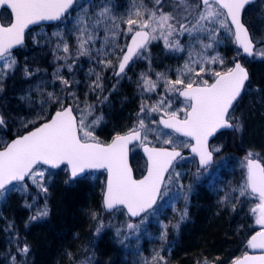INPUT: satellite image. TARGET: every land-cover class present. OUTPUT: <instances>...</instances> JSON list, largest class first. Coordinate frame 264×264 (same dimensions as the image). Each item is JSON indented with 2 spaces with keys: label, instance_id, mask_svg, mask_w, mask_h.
<instances>
[{
  "label": "snow or ice",
  "instance_id": "6c2138e0",
  "mask_svg": "<svg viewBox=\"0 0 264 264\" xmlns=\"http://www.w3.org/2000/svg\"><path fill=\"white\" fill-rule=\"evenodd\" d=\"M251 2L252 0H149V7L144 0H132V8L126 18H121L120 21L127 25L125 31L116 23L117 18L111 14V9L106 4L95 5L99 10L89 15L81 0H0V9H3L0 17L6 15L9 20L7 25L0 23V77L15 69L17 61L13 49L24 43L25 31L30 25L42 21H63L72 17L73 13H76V55L88 56L90 59L95 55L98 63L113 68L118 77L125 73L130 62L142 58L148 44L154 40L162 39L165 48L175 51H185L179 40V37L185 34L190 39L199 41V34L206 33L212 41L206 44L201 42L202 51L196 54L199 57L197 60L192 59L193 53L189 45V60L182 69L177 70V78H164L168 91L176 92L184 98L186 107L183 116H180V110H171L172 102L167 98L150 107L142 103L140 113L144 116L125 134H116L110 143L100 141L93 134V125L98 124L102 117H97L91 124L87 122L93 113V105L85 102V107L81 108L74 92L68 93L64 98L48 93V100L57 105L54 114L45 115L46 110L41 106L34 119L24 122V127L28 128L29 124L37 125L38 121L43 122L33 129H28L26 134L19 135L10 143H4L3 149L0 150V197L6 192L19 190L16 185L26 177L40 191L46 193L48 189L43 182L45 173L40 169L41 165L51 168L66 165L70 169L72 179L86 170L103 169L107 172L103 192L104 209L110 211L123 208L130 217H139L142 213L147 215L161 196L165 180L172 182V176L166 178L165 174L173 168V162L177 158H182L178 148H190L191 152L199 157L200 166L203 168L212 161L213 152L221 151V147L209 150V138L223 129L240 128L238 123H233L230 109L241 97L242 92L246 91L245 84L249 80V74L242 64L237 62L226 71H211L214 80L209 83L204 79V75L210 71L206 65L223 61L218 55L207 56L206 51L213 47V42H217L219 30L224 29L234 38L233 43L243 50V54L264 58V48L256 50L254 38L241 22L242 11ZM101 26L104 29L102 43L100 48L93 51L89 45L100 39L98 29ZM121 34L130 41L123 46L116 43ZM53 35L60 37L63 51L69 53V45L63 36L59 32ZM259 42H264V37L257 41ZM57 47H60V44ZM112 57H115V63ZM68 70H72L71 64H68ZM24 71L26 75H30L28 69ZM157 76L161 78L163 74L158 73ZM58 78L65 87H69L68 80ZM141 80L145 91L156 89L157 82L146 74H141ZM90 87L92 90H104L99 74H96V80ZM66 99H71L73 103L66 104ZM74 112H78L79 116L74 115ZM151 112H162L159 121H153L157 124L156 128L145 123ZM5 124V116L0 114V126ZM159 125L189 138V141L194 143H175L171 133H162ZM149 135H153L155 139H159L161 135L168 137L163 143L173 145L171 150L164 147H148L145 142L148 141ZM132 141L145 145L148 164L147 175L142 179H134L127 164L128 145ZM242 167L246 172L245 181L239 189L233 191H238L240 197H258L259 203L251 211L256 216L255 223L261 226V230L247 240V247L264 250V161L257 153L249 151L244 157ZM175 176L179 179L180 174L175 173ZM23 187L27 189L26 184ZM47 215L48 209L45 205L43 208H37L36 214L30 219L35 220ZM186 215L185 210L181 213V218ZM136 227L132 223L127 224L128 229ZM164 229L160 237L162 240L166 239L167 225H164ZM19 251L27 254V244ZM15 260L16 258L12 257L13 264ZM145 264H167V260L160 252H155L152 260H146ZM203 264H209V261L205 259ZM231 264H264V255L244 254L234 258Z\"/></svg>",
  "mask_w": 264,
  "mask_h": 264
},
{
  "label": "rangeland",
  "instance_id": "374dc122",
  "mask_svg": "<svg viewBox=\"0 0 264 264\" xmlns=\"http://www.w3.org/2000/svg\"><path fill=\"white\" fill-rule=\"evenodd\" d=\"M144 2L149 4V7L151 6L149 0H144ZM81 3L85 4L89 15L99 10L95 5H108L111 9V14L117 18L116 23L120 25L122 30L126 31L127 25L122 24L120 21L121 18H126L127 13L132 8V0H81ZM75 15L76 13H73L72 17L56 25L49 27L40 26L33 29L27 34L26 43L13 53L17 61L15 69L9 71L6 76L0 77V114H3L6 119V124L0 126V149L3 148L4 143L9 141L8 132H11L13 136L35 126L29 124L28 128H25L24 122L34 119L36 113L40 112L41 106L46 110L45 115L50 116L55 111L57 105L48 100L47 94L50 92L62 98L67 97L68 93L74 92L81 108L85 107V102L93 105V113L88 117L87 122L91 124L97 117H102L98 124L93 125V134L100 141H104V138L109 135L118 134L115 131L116 128L119 130V133L126 132L132 128L138 119L144 116L143 113H140L142 103L150 107L159 100L167 98L172 102L171 110H180V115L183 113L186 105L180 102L176 96V92L168 91L164 78L171 80L177 78V70L182 69L185 62L189 60V45H191L190 50L193 53L192 59H199L196 54L202 51L201 42L205 44L212 42L208 39L206 33L199 34V41L195 38L190 39L187 34L179 37L181 44L185 47V51H175L165 48L162 39L152 41L147 46L142 58L135 59L127 73L120 77V79L115 80L111 79L114 75V69L104 67V65L98 63V58L95 55L91 59L88 56L76 55L77 33ZM244 20L257 43V41L261 40L264 33V0H260L257 4L253 5L246 12ZM8 21V19H5V23ZM57 32L68 43L69 53L63 51L60 37L53 35V33ZM98 32L100 39H97L94 44L89 45L93 51L101 46L104 36L103 26L98 29ZM126 40L127 37L121 34L117 37L116 43L123 46ZM260 43H257V51L264 48V45L259 46ZM58 44H60V47H57ZM206 55L209 57L218 55L223 61V63L218 61L215 64L209 63L206 65L210 71L204 75V79L208 81H211L213 78L211 71L225 70V67H227L224 64L225 58L240 57L238 51L234 48L233 37L227 34L224 29L219 30L217 42H213V47L206 51ZM257 58L262 59L259 56H255L253 59ZM105 59L107 58L105 57ZM112 60L115 63V57H112ZM68 64L72 65L71 71L68 70ZM25 69H28L30 75L25 74ZM142 73L157 82V87L154 91L149 92L143 89ZM158 73L163 74V76L158 78ZM96 74L101 76V81L104 84L103 91L99 89L92 90L90 87L93 81L96 80ZM58 77L68 80L69 87H65ZM252 92V89L249 88L245 99L250 97ZM124 93L126 98L120 100ZM105 97L107 99H104ZM42 102L46 103L42 104ZM120 102L124 104V108L132 110L129 116L127 115V119L116 127L111 125L109 119L118 120L119 111L123 109V107H120ZM65 103L69 104L73 103V101L66 99ZM138 113H140L139 117ZM75 114L79 116L78 112H75ZM159 115H162V112L149 113L148 118L145 119V123L149 124L150 127L156 128L157 124L153 123V121H157V116ZM236 116H238L237 113L234 118L240 125V128L236 133H230V138L234 136L239 138L245 131L244 121L246 118L244 117L243 119L242 116L236 118ZM161 131L162 133H170L162 129ZM171 135L175 143L179 144L183 142L172 133ZM229 137L227 141L222 140L218 144H215V147H221V151L216 152L217 161L215 167H212L213 169L201 175L198 174L199 172L194 167L191 159L186 157L180 159L170 173L172 182L168 183L166 181L158 206L148 215L138 221H131L127 218L123 221V219L119 218L120 213H123V211L118 210L114 214L115 216L110 218V222L113 225L116 224L113 235L117 233L123 239V241H119V246L124 248L122 255L131 258L132 264H145L146 260L151 261L155 252H160L161 255L165 256L167 264L174 263L173 258L175 255L173 252L176 253V259L179 254L176 238L180 236V228L186 225L188 221L191 222L190 216L195 208L194 201L198 198L200 192H197L200 189L197 188L199 183L204 184L205 189H203L205 194L211 198L212 203L220 211L227 209L232 216L236 217V222H239L238 227L242 226L240 223L243 221L242 224L244 225L242 229L248 231L250 226L253 227L251 228L252 231L258 229L260 225L255 223L256 216L251 210L256 207L259 201L257 199L245 201L246 206L241 209V202L244 201L246 196L240 197L238 191H233V189H239L245 181L244 176L246 172L242 167L245 155L249 151H252L257 153L262 161H264V156L256 147L250 146L245 148L247 151L238 152L236 150L232 152ZM166 138L168 137L161 135L159 139H155L153 135H149L146 143L172 147L173 145L163 143V140ZM134 154L136 155L134 157L135 166L137 170H141L143 164L137 157L138 149H134ZM40 169L45 173L43 182L48 191L45 193L39 189V192L44 195L45 201L48 202L52 196L50 187L53 186V182L55 181L59 184L62 177L60 171L54 172L46 168ZM175 173L180 174L179 179L176 178ZM86 178L90 182L88 184L97 191L100 190L101 186H104V175L102 173H93ZM25 184L29 185L28 187L33 186L29 179L24 184L16 185L19 190L6 192L3 197H0V220L7 221V224L11 223V226L13 225V220L7 216L10 214L9 200L15 201L20 196H24L28 192L23 187ZM185 210L187 215L181 218V213ZM21 215L22 224H26V221H29V215L25 211ZM119 222H122L123 225H120L121 223L119 224ZM128 223H132L137 227L128 229ZM164 225H167V236L166 239L162 240L160 237L165 230ZM188 226L190 225L188 224ZM12 232L13 234L17 233L15 230ZM110 239V244H112L115 239L113 240L111 237ZM97 241V237L91 241L92 246L90 249H87L89 256L77 264H90L94 261L97 256V247L103 245H97ZM3 242L4 251H1L0 254V264H13L12 257L16 258L15 264H28V261L23 263L20 259L23 257V254L19 251L20 246L17 244L15 236L9 238L5 236ZM123 242L124 245L121 244ZM113 249L116 251L115 247ZM244 251L245 244L241 247L238 246L233 254H237L238 256L244 253ZM214 261L217 262L218 259L215 258Z\"/></svg>",
  "mask_w": 264,
  "mask_h": 264
},
{
  "label": "trees",
  "instance_id": "16d2710c",
  "mask_svg": "<svg viewBox=\"0 0 264 264\" xmlns=\"http://www.w3.org/2000/svg\"><path fill=\"white\" fill-rule=\"evenodd\" d=\"M263 45L261 42L259 46ZM247 61L251 77L248 87L253 92L250 97L240 101L237 112L238 116L246 118L245 131L239 138L229 137V142L232 152L247 151L245 148L250 146L256 147L264 156V58ZM125 98L124 93L120 100ZM120 107L123 109L119 111L118 120L109 119L111 125L116 127L127 119L132 110L124 108L122 102ZM115 131L119 133L117 128ZM7 135L12 138L11 132ZM60 173L62 180L59 184L53 182L50 187L52 196L48 202L34 185H28V192L18 200H9L10 214L7 216L12 218L13 225L0 220V254L4 251V237L15 236L20 248L25 244L29 248L28 253L20 258L23 263L28 261V264H77L89 256L87 249L91 248V241L97 237L96 244L103 245L97 247V256L90 264H132L131 258L122 255L124 248L119 246V241L123 239L117 233L113 235L116 224L114 226L110 218L114 217L117 211L108 215L102 209L103 186L97 191L88 184L90 182L86 177L70 181L67 171L60 170ZM197 188H200L197 190L200 192L194 201L191 222L188 221L180 228V236L176 238L179 254L176 259V253L173 252V264H203L205 259L209 264H229L237 257V254H233L237 247L246 245L253 227L250 226L248 231L242 229L243 221L240 223L242 226L238 227L239 222H236L235 216L227 209L220 211L212 203L211 198L205 194L203 183H199ZM250 200H254L253 197L246 196L240 208L243 209ZM45 205L48 215L31 220L30 217L36 214L37 208H43ZM24 211L29 215L26 224H22L21 220V213ZM119 218L123 221L126 219L124 213H120ZM119 224L123 225L122 222ZM13 230L17 233L13 234ZM110 237L116 242L114 240L110 244ZM121 244L124 245V242ZM215 258L218 259L217 262L214 261Z\"/></svg>",
  "mask_w": 264,
  "mask_h": 264
},
{
  "label": "water",
  "instance_id": "95a60500",
  "mask_svg": "<svg viewBox=\"0 0 264 264\" xmlns=\"http://www.w3.org/2000/svg\"><path fill=\"white\" fill-rule=\"evenodd\" d=\"M258 2V0H252V2L249 4V5H246V7H245V9L242 11V14H241V22L243 23V15H244V12H245V10L249 7V6H251V5H253V4H255V3H257ZM10 11V10H9ZM0 12H3V9H0ZM59 21H42V22H40V23H38V24H36V25H30L29 26V29H26V31H25V37H26V35H27V33L28 32H30L33 28H35V27H39V26H42V25H52V24H55V23H58ZM0 23H2L1 22V17H0ZM7 25V24H6ZM249 34H250V32H249ZM250 36H251V34H250ZM263 37H264V34H263ZM128 42H130L129 40H128ZM24 43H25V38H24ZM23 43V44H24ZM22 44V45H23ZM22 45H20V46H17L16 48H14L13 49V51H15V50H17L18 48H20ZM235 46H236V48H238L237 47V45L235 44ZM239 49V48H238ZM240 51H241V56L242 57H245V58H251V57H248V56H246L245 54H243V50L242 49H239ZM240 63V62H239ZM246 69V68H245ZM247 70V69H246ZM248 72V71H247ZM249 74V73H248ZM248 82V81H247ZM247 82H246V84H247ZM245 84V85H246ZM243 93V92H242ZM242 95V94H241ZM179 96V95H178ZM179 98L180 99H184L182 96H179ZM240 98V97H239ZM238 98V99H239ZM238 101V100H237ZM237 101L236 102H234V105L237 103ZM234 105H233V107H234ZM231 110V109H230ZM54 114V113H53ZM160 119V118H159ZM38 126V125H37ZM162 127H163V125H161ZM168 130H171V129H168ZM223 130H232V129H223ZM223 130H220L219 132H221V131H223ZM172 131V130H171ZM219 132H217V133H219ZM216 133V134H217ZM24 134H26V133H24ZM176 134H178V133H176ZM215 134V135H216ZM179 136H181V137H184V136H182V135H180V134H178ZM214 135V136H215ZM214 136L213 137H210L209 138V143H210V141L214 138ZM18 137V136H17ZM17 137H15V138H13L12 140H14V139H16ZM184 138H186V139H188L189 140V138H187V137H184ZM12 140H10L8 143H10ZM191 143H194V141H190ZM134 144H140V142L139 141H132L129 145H128V155H127V164H128V167H129V169L131 170V172H132V175H133V171H132V169H131V166H130V162H129V156H130V147L132 146V145H134ZM144 146L145 145H143L142 146V148H141V151H142V154H143V157H144V159L146 160V162H147V164H148V157H147V154L145 153V151H144ZM148 146V145H147ZM148 147H150V146H148ZM0 150H2V149H0ZM169 150H171V149H169ZM178 151H180L181 152V155H182V151L181 150H178ZM188 153H190L195 159H196V161H197V164H198V166H199V168L200 169H204V168H206V167H208V166H210V165H212L213 164V158H212V161L210 162V164L208 165V166H206V167H201L200 166V161H199V157L195 154V153H192L191 152V149L190 148H188ZM174 163V162H173ZM41 166H44V167H47V168H49V169H52V170H58V169H60V168H62V167H66L67 168V166L66 165H61L60 167H58V168H51L50 166H47V165H41ZM67 170H68V174H69V179L70 180H76V179H79V178H82V177H84L86 174H88L89 172H101V171H105V170H103V169H90V170H86V172L85 173H83V174H81L80 176H78L77 178H75V179H72V178H70V169H68L67 168ZM106 174H107V172H106ZM145 175H147V165H146V171H145V173H144V175L141 177V178H139V179H142ZM167 175V173L165 174V176ZM133 178H134V175H133ZM27 179V177L25 178V180ZM134 179H136V178H134ZM24 180V181H25ZM23 181V182H24ZM106 182H107V175H106ZM19 183H22V182H19ZM106 185V184H105ZM159 198V197H158ZM158 200V199H157ZM102 202H103V196H102ZM103 206V205H102ZM153 207H154V205H153ZM103 210H104V212L105 213H107V214H110V213H112L114 210H105L104 209V207H103ZM125 210V212H126V209H124ZM151 210V209H150ZM126 214H127V212H126ZM144 214L142 213L141 214V216H143ZM141 216H139V217H130L129 215H128V217L130 218V219H132V220H137V219H139ZM259 232V231H258ZM256 233H254L253 235H255ZM251 238V237H250ZM249 238V239H250ZM247 255H250V256H260V255H264V250H262V249H252V248H249V251H248V253H246ZM243 256V255H242Z\"/></svg>",
  "mask_w": 264,
  "mask_h": 264
},
{
  "label": "flooded vegetation",
  "instance_id": "af4514ba",
  "mask_svg": "<svg viewBox=\"0 0 264 264\" xmlns=\"http://www.w3.org/2000/svg\"><path fill=\"white\" fill-rule=\"evenodd\" d=\"M128 39V38H127ZM127 42V41H126ZM232 58V57H231ZM230 57H227V58H225L224 59V64L227 66V67H225V70H222V71H220V72H223V71H226L228 68H230V67H232V65H233V63L235 62V58H232L231 59ZM131 66V65H130ZM129 66V67H130ZM129 67L126 69V71H125V73H123L121 76H116L115 74L113 75V78H111V79H120V77H122V76H124L126 73H127V71L129 70ZM247 67V66H246ZM248 68V67H247ZM113 72H114V70H113ZM110 73V72H109ZM113 82H115L114 80H113ZM212 82V80L211 81H209V83H211ZM182 103H184L185 104V101L184 102H182ZM186 105V104H185ZM238 106L235 108V110L232 112H230V115H231V117L233 118V123H237L236 122V120L234 119V114L235 113H237L238 112ZM181 115H183V113L181 114ZM238 117V116H237ZM236 117V118H237ZM105 140L104 141H102V142H104V143H107L108 141H110L111 139H112V137L111 136H108V137H106V138H104ZM227 139H228V134L226 133V132H223V133H221L218 137H216V139L213 141V143H212V147H211V150L213 149V148H215V144H218L220 141H222V140H224V141H227ZM226 144V143H225ZM139 149V146H135V147H133L132 148V151L134 152V149ZM140 153V152H139ZM138 153V159L139 160H142V156H141V153L139 154ZM214 155H215V158H216V152L214 153ZM185 156H187V157H190L189 155H185ZM134 157H136V155L135 154H133L132 153V161L134 162ZM198 171V170H197ZM199 172V171H198Z\"/></svg>",
  "mask_w": 264,
  "mask_h": 264
},
{
  "label": "bare ground",
  "instance_id": "6f19581e",
  "mask_svg": "<svg viewBox=\"0 0 264 264\" xmlns=\"http://www.w3.org/2000/svg\"><path fill=\"white\" fill-rule=\"evenodd\" d=\"M249 74H250V71H249ZM203 199H206L205 197H203Z\"/></svg>",
  "mask_w": 264,
  "mask_h": 264
}]
</instances>
